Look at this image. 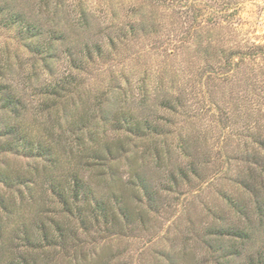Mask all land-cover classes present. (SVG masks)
<instances>
[{
  "label": "rangeland",
  "instance_id": "374dc122",
  "mask_svg": "<svg viewBox=\"0 0 264 264\" xmlns=\"http://www.w3.org/2000/svg\"><path fill=\"white\" fill-rule=\"evenodd\" d=\"M148 1L0 0L60 33L48 70L16 30L0 28V56H9L31 106L40 85L71 82L78 105H120L152 122L164 116L167 166L185 160L183 147L196 163L195 174L169 188L144 156L146 141L126 136V175L121 160L115 176L127 186L132 160L158 194L152 203L126 191V211L136 215L123 232L79 233L75 254L61 252L57 264H256L264 253V0ZM163 99H180L179 114L164 112ZM5 163L25 161L0 157ZM238 223L249 240L218 234Z\"/></svg>",
  "mask_w": 264,
  "mask_h": 264
},
{
  "label": "trees",
  "instance_id": "16d2710c",
  "mask_svg": "<svg viewBox=\"0 0 264 264\" xmlns=\"http://www.w3.org/2000/svg\"><path fill=\"white\" fill-rule=\"evenodd\" d=\"M156 1L172 7L181 3L149 0L146 4ZM37 22L35 17L0 7V28L16 30L34 61L39 56L49 70L56 39L52 34L60 33L44 31ZM15 72L9 56H0V157L25 161L18 167L0 165V264H57L64 252L73 250L75 254L79 233L123 232L126 220L136 215L126 211V191L149 202L158 194L132 160L127 165V186L126 180L115 176L121 160L126 175V136L146 141L149 151L144 150V156L166 174L164 184L169 188L188 179L189 172L196 173V163L186 159L190 154L184 147L186 161L182 159L172 168L167 166L169 161L165 163L163 146L169 125L157 122L164 116H156L152 122L144 113L138 117L120 105L85 108L75 102L77 87L65 80L40 85L36 96L41 101L31 106L25 88L19 90L13 83L14 76H19ZM166 96L164 92L162 97ZM176 101L163 99L159 105L169 116L177 115L181 100ZM92 118L95 130L88 127ZM107 130L123 138L111 142L104 136ZM254 192L252 196L257 198ZM221 230L218 234L222 236L250 238L239 223ZM256 264H264V253Z\"/></svg>",
  "mask_w": 264,
  "mask_h": 264
}]
</instances>
